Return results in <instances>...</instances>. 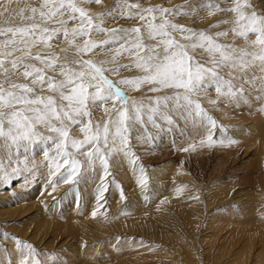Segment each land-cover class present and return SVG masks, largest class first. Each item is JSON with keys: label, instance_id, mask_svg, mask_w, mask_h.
I'll return each mask as SVG.
<instances>
[{"label": "snow or ice", "instance_id": "1", "mask_svg": "<svg viewBox=\"0 0 264 264\" xmlns=\"http://www.w3.org/2000/svg\"><path fill=\"white\" fill-rule=\"evenodd\" d=\"M260 4L183 0L172 7H144L116 0L108 7L104 0H38V6L20 9L15 15L24 23L8 20L0 26V184L11 186L37 169L39 149L48 168L49 196L60 183L76 190L99 166V202L121 155L139 167L141 186L147 184L132 141L154 142L149 125L171 131L179 120H191L207 131L201 144L223 145V139L213 138L217 121L201 101L210 91L216 94L208 99L214 106L239 107L254 95L264 98V0ZM202 13L224 17L209 28L227 27L210 32L174 22L189 17L196 24L207 18ZM120 20L138 24L105 26ZM229 37L231 43L222 42ZM196 49L207 59L193 55ZM144 88L154 95L128 94ZM96 109L105 113L102 123L93 119ZM228 143L236 141L228 138ZM12 240L15 254L5 245L0 264H43L32 244Z\"/></svg>", "mask_w": 264, "mask_h": 264}, {"label": "bare ground", "instance_id": "2", "mask_svg": "<svg viewBox=\"0 0 264 264\" xmlns=\"http://www.w3.org/2000/svg\"><path fill=\"white\" fill-rule=\"evenodd\" d=\"M129 2L130 3L139 2L144 7L157 5V4H161L165 7H172L174 5L182 4L183 0H129ZM201 2H203V0H201ZM253 3L256 4L257 7H261L260 0H253ZM104 4L107 5L108 7H114L116 4V0H104ZM26 6H38V0H0V13H3V15H0V26L5 25L6 21L8 20H11V22L14 24L24 23L25 21L21 19V16L15 15V13L19 12L20 9H23ZM85 7L90 8L93 11L100 10V6L98 5H85ZM5 9H7V12H5ZM202 15L206 16L207 18L199 20L198 23L196 24H193L192 18L189 17H177L174 22L186 24L189 27H193L199 30H208L210 32L222 30L224 27H227V26H221L220 29L209 28L210 24L215 23L217 20L224 18L222 14H217L216 16H207V13H202ZM136 24H138L137 21L120 20L117 23H108L105 26L118 27L122 25L123 27H130ZM99 38H103V37H99ZM177 38L179 39V37ZM221 40L222 42H227V43L232 42L231 37H229L227 41H224L223 38H221ZM237 43L242 44L243 41L239 40L237 41ZM192 54L195 55L197 58L201 59L202 62L207 59L206 54L203 53V51L200 49H196ZM126 59L127 58H125V60L122 62H126ZM122 75H131V73L125 72L122 73ZM128 94L130 96H134L137 98L141 97L142 94L144 96L154 95L152 93L147 92L146 88L140 91H130ZM215 97L216 95H213L211 94V92H209L208 97H203L201 101L202 106L217 121V128L213 130V133L220 134L223 136V134L225 133V129L223 127V131H222L220 125H224L225 122L223 119H226L230 115L229 111L231 110V108H235L236 110H241V108H245V110H247L249 115L253 116L251 123L233 125L234 128L232 129V131L236 132L235 135L238 138V141L246 144V149L253 146L256 150V153L263 155L264 112L259 111V109L261 107H264V98L256 99L254 95L250 97L249 103L241 104L239 107H234L232 105H228L227 107H225V106H221L220 104L218 106H214L208 102L209 98L215 99ZM93 119L94 121H99L101 123L103 122L104 119H106L105 114L102 115V109H96L93 111ZM230 119H232V117H230ZM148 132L155 137L154 142L141 143L133 139L132 150L135 153V155L139 157V159L136 162L137 165L142 166L144 168L147 184L151 185L152 189H154L153 186L160 185L159 190L162 191L161 194L164 198L162 199L161 204L159 205L160 208L158 210L161 213L160 220L164 221L166 220L167 215L163 214V212L167 214L172 213V215H176L178 209L174 207V203H176L179 198L181 199L186 196L187 199L185 200L186 202L185 205L191 204V198L189 197L195 196L197 190L195 188L196 191L193 190L194 193L184 194V195L182 194L181 196L178 195L177 189H180V191L182 190L179 187V184L185 183L188 186V184H190L189 182H191L189 181V179H191V176H188L187 174H182L181 170H178L176 166L173 164H168V167L170 166L169 169H167L168 167L164 168L165 167L164 166L161 170L159 169V171L157 172L150 170V168L147 170V166L145 164V162L147 161L145 160L149 159V156L151 155L150 154L151 150H153L152 146L154 145L157 146V144H161L163 142H165V148L166 146L167 148L169 147L170 149L175 148L174 151H178V152L183 151L193 157L199 156L202 158V155H204L203 153L208 150V146L206 144H201V141L206 139L207 131L203 128H200L198 125H193L191 120H189L187 123L184 120H179L177 125L174 126L171 131H168L167 128H165L163 131H159L155 128H152L151 125H149ZM76 135L78 136L80 135L78 129L76 130ZM155 146H154V152L156 151L157 148ZM185 148H188V151H184L183 149ZM220 150L221 149H219V152L221 153L222 150L221 151ZM36 151L38 153L36 155V163L39 165L38 168H41V170L46 171L48 174V168L45 165L43 155L39 154V149H36ZM174 156L176 157V155ZM115 159L118 162L111 167L112 175L107 178L108 189H111L110 185L114 181H121V182L132 181V184L133 183L139 184L140 185L139 188H141V184L139 183L140 175H141L139 171V167L134 168L133 165L129 163L128 159L124 158L122 155L116 157ZM259 170L264 171V165ZM100 174H101V169L98 166L95 174L89 173L87 177V183L85 182L84 188H86L89 191L87 195L89 199L86 202L88 206H90L88 209H86L83 212H80L81 210L80 207L83 206L79 205V200L77 199L78 205L77 204L74 205L71 208L72 211L70 210L71 212L68 213L64 211L68 213L67 219L70 220L69 222L65 224H61L60 222H56V221L47 222L46 220H41V222L36 226L34 235L35 237L39 236L36 239H42L45 238V236H47L48 234L49 236L50 235L52 236L53 234V238L61 237V240H63L66 237L65 234H67L70 236L69 240L71 242L70 244H68L69 241L66 243L67 248H69V246H72L73 244H81V247L79 248H70L69 251L71 255H69L68 258L66 259L62 258V254H59V256H57L55 260L46 257L45 255H40L39 259L43 262V264H163L165 263V260L163 258L166 257L169 259L170 264H176L175 260H178L180 262L179 264L198 263L196 261L195 254L189 252L190 250L188 251L187 249L190 240L186 238V235L184 237L186 240L183 238L182 240H180L177 238L178 236L175 237L172 233L168 232L167 230H164L162 232L158 231L152 233L148 230L149 226L141 222L143 221L142 219L146 217L144 212H140L136 210L131 213L124 212L123 211L124 209L129 211L131 210L129 207L131 208L134 207V199H132L131 197L127 199V203H125L124 206L116 205V208H111V204H109L110 205L109 210L107 211V215L109 216L107 217V219L110 221V224L106 223V217L103 215L104 208L103 206L98 207V203L100 205L101 203L96 202L97 201L96 187L100 183L99 181ZM195 180H192L194 184H196ZM200 182L201 180L199 181V183ZM202 184L201 186H203ZM65 186L66 183H60L57 186V189L54 193L58 194L59 189ZM139 188H136L135 190V193L137 195L140 194ZM203 188L204 187H202V189ZM251 188L253 187L251 186ZM255 189L256 190H253L254 192L248 194L246 193L247 195L245 193H240L241 190H238V195L236 196L230 195L231 197H229L228 199H232V200H234L238 196L239 211H238V215L235 218L230 219L232 216L227 214H225L224 216H218V215L209 216L208 227L214 230L216 236L219 235L218 243L222 248L225 249V252L230 251L231 246L233 244L238 243V251L236 252L233 251L234 253L233 264H264V191H261L256 187ZM50 191L51 188L49 187L47 191V195L48 192ZM144 191H145L144 193L145 195L151 193L149 188H147V191L143 190V192ZM108 192H110V190ZM119 194H120L119 198H121L122 197L121 192ZM198 194L199 192H197V195ZM53 196L55 195L52 196L48 195L46 198H44L43 205L44 206L47 205L48 202L51 201ZM203 197L206 196L204 195ZM16 199H18L20 202L23 201V198L21 196L17 197ZM104 200L107 201V199ZM194 200H197V197H194ZM232 200H228V201H232ZM222 201L224 202V204L227 202V200H221V201L219 200L218 202L221 203L220 204L217 203V204L222 205L223 204ZM182 207L184 208V206ZM182 207L180 208V210L182 209ZM119 209H121V211L123 212H118ZM197 209L198 207L194 206L193 210H191L190 212L193 213V215L197 217L198 220L201 222L206 217L205 213L206 211H208V209L205 207V204H203V211H201L202 213L200 211L198 212ZM86 211L88 212V216L86 219L78 218L80 214H83ZM93 211H96L95 217L92 216ZM0 214L3 213L0 212ZM176 216L178 217V214ZM224 229L227 231V234H224L223 232ZM97 231L104 232L105 234L107 233L106 231H109L110 235L112 236L123 235L122 236L123 238L120 239L118 244H115L110 248L102 249L99 248V246H97L95 250L89 251L90 249H88V242L91 241L95 242L96 238H101L99 237L100 235L96 233ZM132 235L135 236L136 238L135 241H127V239H125L126 238L125 236L130 237ZM162 235L163 238L166 239L163 241L162 238H160L162 240L161 248H158V250L153 252V254H149L147 251V247L143 244L142 241L145 239L147 241L149 239L147 236H154L157 238V237H161ZM221 235L223 236L222 238ZM187 236L191 237V233L190 234L188 233ZM18 238L21 241H26L32 244L37 249V245L35 244L36 242L34 241L33 238L31 239L26 236H21ZM0 241L2 242L1 238ZM7 249L13 254H15L14 240H9ZM1 251L2 252H0V254L4 252V250ZM192 251H194V249ZM169 253H175V255H170Z\"/></svg>", "mask_w": 264, "mask_h": 264}, {"label": "rangeland", "instance_id": "3", "mask_svg": "<svg viewBox=\"0 0 264 264\" xmlns=\"http://www.w3.org/2000/svg\"><path fill=\"white\" fill-rule=\"evenodd\" d=\"M210 92L211 94L216 95L215 92ZM220 105L225 107L228 106L226 104ZM104 114L105 113L102 110V115ZM229 114L230 115L226 119H223L225 122L223 125L225 129V133L223 134V136L213 133V138L216 140L223 139L225 141L224 144L221 145L220 143H216L212 147H208V150L203 153L204 155H202V158L199 156L193 157L183 151H174L175 148L170 149L168 147V149L167 146L165 148V142H163L161 144H157V146L154 145L155 147H157L155 152L154 146H152L153 150H151V155L149 156V159L145 160L147 161L145 162L147 170L150 168V170L157 172L164 166V168H167L168 164H173L178 170H181L182 174L191 176V179H189V181L191 182L189 183L192 185L188 184L187 186L185 183L179 184V187L182 190L180 192L177 191V193L181 196L182 194L184 195L194 193L193 190L197 191L195 196L189 197L191 198V204L185 205V200L187 199L186 196L181 199L179 198L177 202L174 203V207L178 209V217L176 216L177 214L172 215V213L167 214L163 212V214L167 215V218L164 221L160 220L161 213L158 209L160 208L159 205L164 198L161 194L162 191L159 190L160 185L153 186L154 189H152V186L149 184L141 186V188H139L140 185L135 183L132 184V181H114L110 185L111 189L107 188V191L104 195V199H107V201H105L104 199L99 201L104 208L103 215L106 217V223L110 224V221L107 219V217L109 216L107 215V211L109 210L110 206L109 204H111V208H116V205L124 206V204L127 203V199L131 197L132 199H134V207H129L131 209L129 211L125 209L123 211L129 213L134 212L135 210L144 212L146 217L142 219L143 221L141 222L149 226L148 230L152 233L167 230L175 237L178 236L177 238L180 240H182V238L185 239L184 237L186 235V238L190 240L187 249L188 251L190 250L189 252L195 254L196 261L198 262L196 264H233V251H238V243L233 244L230 248V251L225 252V249L222 248L218 243L219 235L216 236L214 230L208 227L209 216H224L225 214H227L232 216L230 219H233L238 215L239 211L238 196L234 200L228 199L229 197L238 195V190H241L240 193L245 194L254 192L253 190H256L255 187L261 191H264V171L259 170L264 165V153L263 155L256 153V150L253 146L246 149V144L238 141V138L235 135L236 132L232 131V129L234 128L233 125L251 123L253 116L249 115L245 108H241V110L231 108ZM230 117H232V119H230ZM240 118L244 122H242ZM228 138L234 139L236 143L229 144ZM219 149L222 150L221 153L219 152ZM165 151H167L168 153ZM174 155H176V157ZM169 168L170 166L167 169ZM47 175L48 174L46 171L41 170V168H37L32 170L31 173L25 172L24 176L19 180H13L11 186L0 184V212L3 213L0 214V238L2 239V242L0 241V252H2L1 250H4L5 245L7 246L9 244V240H12L13 236H26L31 239L33 238L36 242L35 244L37 245V250L41 253V255H45L46 257H49L53 260H55L56 257L59 256V254H62V258L66 259L69 255H71L69 251L70 248L81 247V244H73L72 246H69V248H67L66 243L68 241V244L71 243L69 240L70 236L67 234H65L66 237L63 240H61V237L53 238V234L52 236H49L48 234L47 236H45V238L42 239H36L39 236L35 237L34 235L36 226L41 222V220H46L47 222L56 221L60 222L61 224L69 222L70 220L67 219V214L72 211L71 208L77 204L78 200L79 205L83 206L80 207V209L82 210H80V212H83L90 207L86 203L89 199L87 197L89 191L84 188L85 182H80L76 190H73L72 184H66L65 187L59 189L58 194H52L55 195V199L52 198L51 201H49L48 204L44 206L43 199L48 196L47 191L49 189L47 183ZM192 180H195L196 184H194ZM200 180L204 184H202L201 182L199 183ZM201 184L203 186H201ZM198 186L200 189L198 188ZM251 186L253 188H251ZM202 187L204 188L202 189ZM136 188H139V195L135 193ZM147 188H149L151 193L145 195V191L143 192V190L147 191ZM109 190L110 192H108ZM121 191L124 194L123 198H119V193ZM197 192H199V194L201 192V194L197 195ZM202 195H205L206 197H203ZM20 196L23 198L22 202L16 199ZM194 197H198V199L194 200ZM219 200H227V202L224 204V202L222 201L223 204L218 205L217 203H221L218 202ZM203 204H205V207L208 209V211H206L205 213L206 217L204 218V220L200 222L198 218L195 217L190 211L193 210L194 206L198 207V212L203 211ZM182 206H184V208ZM181 207L182 209L180 210ZM123 211L119 209L118 212ZM87 216L88 212L86 211L83 214H80L78 218L86 219ZM4 232H7L9 234V237L7 239H5L2 235ZM106 232V234L101 231L96 232L98 235H100L99 237L101 238H96L95 242H88V249H90L89 251L95 250L97 246L102 249L110 248L115 244H118L120 239L123 238V235L112 236L109 234V231ZM223 232L224 234H227V231L225 229L223 230ZM188 233H191L192 238L187 236ZM125 237L127 241L136 240L134 235ZM147 237L150 240L148 239L146 241L145 239L142 242L147 247V251L149 254H153V252L157 251L158 248H161L162 240L164 241L166 239L163 238V235L157 238L154 236ZM222 237L223 236L221 235V238ZM160 238H162V240ZM192 248L194 249V251H192ZM222 251L224 252V254ZM169 254L175 255V253ZM163 259L165 260V263L163 264H170V261L167 257ZM175 263L179 264L180 262L178 260H175Z\"/></svg>", "mask_w": 264, "mask_h": 264}]
</instances>
